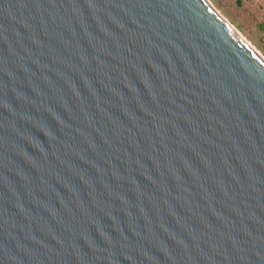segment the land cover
<instances>
[{"label": "water", "instance_id": "water-1", "mask_svg": "<svg viewBox=\"0 0 264 264\" xmlns=\"http://www.w3.org/2000/svg\"><path fill=\"white\" fill-rule=\"evenodd\" d=\"M0 264H264V62L207 0H0Z\"/></svg>", "mask_w": 264, "mask_h": 264}, {"label": "rangeland", "instance_id": "rangeland-1", "mask_svg": "<svg viewBox=\"0 0 264 264\" xmlns=\"http://www.w3.org/2000/svg\"><path fill=\"white\" fill-rule=\"evenodd\" d=\"M264 59V0H207Z\"/></svg>", "mask_w": 264, "mask_h": 264}, {"label": "bare ground", "instance_id": "bare-ground-1", "mask_svg": "<svg viewBox=\"0 0 264 264\" xmlns=\"http://www.w3.org/2000/svg\"><path fill=\"white\" fill-rule=\"evenodd\" d=\"M217 12V11H216ZM225 20V19H224ZM226 21V20H225ZM227 22V21H226ZM228 23V22H227ZM229 24V23H228ZM229 26L235 30L230 24ZM236 34L242 39V41L264 62V59L262 58V56H260V54L248 43L246 42V40L235 30Z\"/></svg>", "mask_w": 264, "mask_h": 264}]
</instances>
